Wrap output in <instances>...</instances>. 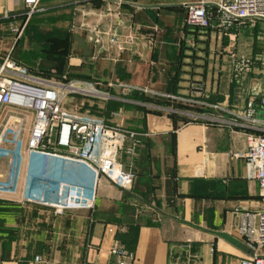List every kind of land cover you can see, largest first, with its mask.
Returning <instances> with one entry per match:
<instances>
[{
    "label": "crops",
    "instance_id": "1",
    "mask_svg": "<svg viewBox=\"0 0 264 264\" xmlns=\"http://www.w3.org/2000/svg\"><path fill=\"white\" fill-rule=\"evenodd\" d=\"M196 1L41 0L24 24V2L0 0V65L15 55L46 79L91 82L111 97H85L99 106L87 109L108 123L120 112L141 139L136 155L125 156L137 173L133 186L102 177L90 209L24 200L30 180L31 192L41 193V183L58 185L67 169L55 159L28 160L17 192H0V264H240L254 253L239 226L264 202L247 158L256 130L242 116L264 85L254 80L252 59L239 63L245 40L254 57L256 35L237 24L226 33L189 27L187 4ZM23 24L17 38L11 26ZM82 99L71 96L67 106L84 109ZM14 119L23 118L8 123ZM11 166V156L0 157V179ZM75 172L88 187L90 176Z\"/></svg>",
    "mask_w": 264,
    "mask_h": 264
},
{
    "label": "built area",
    "instance_id": "2",
    "mask_svg": "<svg viewBox=\"0 0 264 264\" xmlns=\"http://www.w3.org/2000/svg\"><path fill=\"white\" fill-rule=\"evenodd\" d=\"M22 1L25 4L26 24L41 10V0ZM211 3V0H198L187 4L186 24L192 28H215L226 33L242 19L264 21V0H217L210 8ZM9 16V11H6L4 18ZM24 24L21 27L11 26L17 38L22 35ZM95 40L101 43V37ZM110 42L119 44L114 37L110 38ZM120 86L128 92L137 89L133 85ZM75 94L111 97L86 80L57 82L24 72L10 55L0 65V112L7 105L35 111L26 148L30 164L33 165L37 158L61 159L66 163L78 164L79 172H85L91 178V195L83 181H63L56 186L43 182L40 187L44 191L36 193L29 188L30 180L24 200L58 211L93 208L102 177L123 189L132 187L137 178L133 163L127 165L125 156L132 159L136 155L141 143L140 133L125 126L120 112L115 113L119 118L117 122L108 123L103 118L89 117L78 109L68 107L67 98ZM165 96L176 98L170 94ZM214 106L219 108L218 105ZM242 119L256 130L248 134L247 158L252 167L251 177L258 181L264 202V96L260 100L252 98L248 101ZM23 125V119H14L8 123L5 133L0 135V157H12L9 174L0 179L1 193L14 194L19 188L24 160ZM7 143L13 147H4L3 144ZM239 233L254 245V253L243 257L240 264H264V209L244 214ZM122 257L131 259L133 254L123 252Z\"/></svg>",
    "mask_w": 264,
    "mask_h": 264
},
{
    "label": "rangeland",
    "instance_id": "3",
    "mask_svg": "<svg viewBox=\"0 0 264 264\" xmlns=\"http://www.w3.org/2000/svg\"><path fill=\"white\" fill-rule=\"evenodd\" d=\"M260 27L259 29H261V31L259 30H255L253 28H250L249 32L256 35L254 36L255 38V45H254V57H250L251 54V50H252V41L247 42L246 40L242 43H240L241 45V49L243 54H241L240 56V60L241 62L239 63L241 66L240 67H246L245 64H249L248 61H250L251 59L253 60V64H252V69L250 70L252 71V75L254 77V80L257 82H261L264 85V22H260ZM244 36V35H242ZM252 39V38H251ZM240 49V50H241ZM247 51V53H246ZM251 68V66H250ZM249 68V69H250ZM248 69V68H247ZM76 95V94H75ZM74 96V95H71ZM69 96L66 101V105L71 104L72 102L69 101L70 97ZM83 97L82 102H83V107L84 109L79 110L83 115L89 116V117H94V118H99L100 114V109H98V113H91L88 109H87V104L91 105V106H98V104H94V102L92 100H88L85 97H89V96H85V95H80ZM14 115H19L20 117H22L24 119V127H23V134L21 136V138L23 139V155H24V166L23 169L21 171V177L19 180V184L20 186H22L23 181H24V174L26 171V164L29 160L28 156L26 155V148H27V143H28V139L30 137V132L33 126V121H34V117H35V111L34 110H30V109H26V108H17L14 106H5V108L2 109V111L0 112V135L4 134L7 128V123H8V119H10L12 116ZM9 137H11V135H8ZM4 145V144H3ZM28 173H29V165L27 166V177H28ZM26 177V179H28ZM61 182L63 181H59V184H61ZM60 189V186H59Z\"/></svg>",
    "mask_w": 264,
    "mask_h": 264
},
{
    "label": "trees",
    "instance_id": "4",
    "mask_svg": "<svg viewBox=\"0 0 264 264\" xmlns=\"http://www.w3.org/2000/svg\"><path fill=\"white\" fill-rule=\"evenodd\" d=\"M260 22H264V21H260V20H252V19H242V20H239L238 23H237V27L236 28H240V29H244V30H247L249 31L250 28H253L255 30H259L261 31V29H259L260 27ZM19 65H22V66H25L26 68V71L27 73L29 74H32V75H36V76H39V77H43V78H46L44 77L45 74H42V73H37L35 70L33 69H30L28 66L24 65L23 63H21L17 57H15L14 55V58H13ZM52 66H48V68H51ZM42 74V75H40ZM65 80H70L68 79V77L65 78ZM135 93L133 92L132 95H134ZM112 108H117L118 106V103L116 101L113 102V104L111 105Z\"/></svg>",
    "mask_w": 264,
    "mask_h": 264
},
{
    "label": "water",
    "instance_id": "5",
    "mask_svg": "<svg viewBox=\"0 0 264 264\" xmlns=\"http://www.w3.org/2000/svg\"><path fill=\"white\" fill-rule=\"evenodd\" d=\"M55 160L64 163L67 167V169L64 171V174L62 175V180L65 182H69V183H76L77 179H76V174H75L76 172L75 171H79V165L76 163H66L61 159H55ZM30 178H31V176H29V180H30ZM88 188H89L88 193H89V195H91L92 186H88Z\"/></svg>",
    "mask_w": 264,
    "mask_h": 264
}]
</instances>
